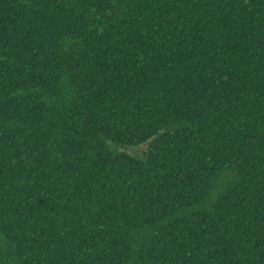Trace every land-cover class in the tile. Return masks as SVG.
I'll return each mask as SVG.
<instances>
[{
    "label": "trees",
    "instance_id": "1",
    "mask_svg": "<svg viewBox=\"0 0 264 264\" xmlns=\"http://www.w3.org/2000/svg\"><path fill=\"white\" fill-rule=\"evenodd\" d=\"M0 264H264V0H0Z\"/></svg>",
    "mask_w": 264,
    "mask_h": 264
},
{
    "label": "rangeland",
    "instance_id": "2",
    "mask_svg": "<svg viewBox=\"0 0 264 264\" xmlns=\"http://www.w3.org/2000/svg\"><path fill=\"white\" fill-rule=\"evenodd\" d=\"M132 150L130 149L129 152H131Z\"/></svg>",
    "mask_w": 264,
    "mask_h": 264
}]
</instances>
